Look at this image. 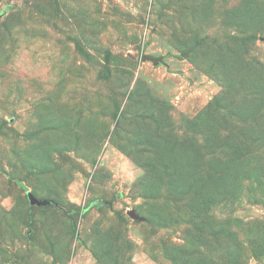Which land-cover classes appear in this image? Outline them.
<instances>
[{"label":"rangeland","instance_id":"374dc122","mask_svg":"<svg viewBox=\"0 0 264 264\" xmlns=\"http://www.w3.org/2000/svg\"><path fill=\"white\" fill-rule=\"evenodd\" d=\"M0 264H264V0H0Z\"/></svg>","mask_w":264,"mask_h":264},{"label":"water","instance_id":"95a60500","mask_svg":"<svg viewBox=\"0 0 264 264\" xmlns=\"http://www.w3.org/2000/svg\"><path fill=\"white\" fill-rule=\"evenodd\" d=\"M145 59L150 60V61H152L155 64H159L162 61V58L156 59V58L151 57V56H145ZM28 195H29V198H30L31 202L34 203V204H42L43 205V204L49 203V201H47V200H40V199L36 198V196L34 194H32V193H29ZM128 214L131 217H133L135 219H138V220H143L144 219L141 215H139L136 212V210H130V211H128Z\"/></svg>","mask_w":264,"mask_h":264}]
</instances>
